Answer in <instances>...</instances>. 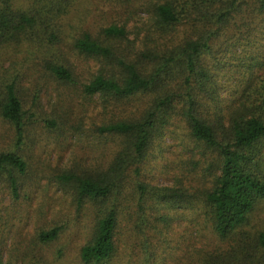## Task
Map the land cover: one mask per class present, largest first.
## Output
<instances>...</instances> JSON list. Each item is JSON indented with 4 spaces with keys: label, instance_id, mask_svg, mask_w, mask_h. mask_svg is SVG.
<instances>
[{
    "label": "rangeland",
    "instance_id": "rangeland-1",
    "mask_svg": "<svg viewBox=\"0 0 264 264\" xmlns=\"http://www.w3.org/2000/svg\"><path fill=\"white\" fill-rule=\"evenodd\" d=\"M34 1L15 0V5L27 9ZM147 1L72 0L66 15L34 42L1 48L0 80L15 81L25 111L26 132L17 148L14 126L0 116V152L17 148L27 162V172L18 174L17 193L7 176L0 179V254L5 262L83 264L80 251L93 237L95 207L88 200L80 202L75 184L62 176L106 168L119 149L120 138L100 134L99 126L139 117L153 95L119 100L85 94L83 86L100 71L118 77L120 71L103 59L80 53L75 43L84 33L97 37L104 27L116 24L127 30L128 37L119 46L122 55L134 57L148 50L153 45L147 36ZM230 44L220 42L215 48L222 45L224 51L204 59L211 69L217 63L226 65L216 77L224 108L230 107L247 85V67H253L255 76L264 72L257 65L264 62L262 24H256L248 39ZM55 63L72 71L74 83L53 76L46 66ZM228 76L231 80L225 82ZM204 100L209 104L205 112L217 113V102ZM215 159L212 150L191 137L186 121L175 118L141 164L139 178L153 185L183 187L189 201L160 206V213L170 216L169 226L155 220L156 213L150 212V220L159 222V230H149L147 236L139 227L136 206L129 203L132 209L121 217L116 253L109 264H228L229 253L240 245L250 255L259 254L256 238L264 231V201L236 234L221 238L214 230L204 195L212 186ZM55 227L61 228L59 236L42 243L40 233ZM254 264L263 262L256 256Z\"/></svg>",
    "mask_w": 264,
    "mask_h": 264
},
{
    "label": "trees",
    "instance_id": "trees-1",
    "mask_svg": "<svg viewBox=\"0 0 264 264\" xmlns=\"http://www.w3.org/2000/svg\"><path fill=\"white\" fill-rule=\"evenodd\" d=\"M71 2L35 0L33 6L22 9L15 0H0V50L34 42L66 15ZM147 5V36L153 45L148 50L134 57L122 55L119 46L127 39V30L116 24L104 27L97 37L84 33L75 43L80 53L103 59L120 71L119 77L100 71L83 86L85 94L119 100L153 95L139 117L99 126L100 134L120 138L119 149L106 168L62 176L75 184L80 202L85 199L95 207L93 237L80 251L83 264L110 263L116 253L121 217L132 209L129 203L136 206L139 227L147 236L159 223L150 220V212L156 213L155 220L169 226L170 216L160 213V206H180L189 201L183 187L153 185L139 178L141 164L175 118H183L195 142L215 153L212 186L204 195V203L221 238L236 234L264 201V72L255 76L253 67H247V85L231 106L224 108L216 77L226 65L217 63L211 69L204 64L207 55L224 51L222 45L215 48L220 42H230L231 47L248 39L256 24L264 29V0H148ZM257 65L264 68V62ZM46 68L61 82L75 81L72 71L61 63ZM230 80L228 76L225 82ZM204 98L217 102V113L205 112L209 104ZM0 116L14 126L16 147H20L26 122L15 81L0 84ZM17 148L0 152V179L7 176L14 193L18 174L27 172V162ZM60 231L59 227L43 231L39 240L53 241ZM256 249L259 254L250 255L240 245L229 253L227 263L254 264L257 256L264 264V231L256 238ZM0 264L11 263L0 254Z\"/></svg>",
    "mask_w": 264,
    "mask_h": 264
}]
</instances>
